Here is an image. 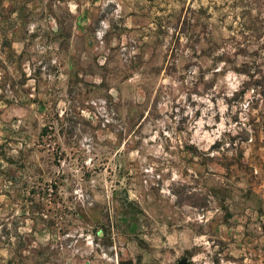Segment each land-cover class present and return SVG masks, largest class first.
Returning <instances> with one entry per match:
<instances>
[{"label": "rangeland", "instance_id": "1", "mask_svg": "<svg viewBox=\"0 0 264 264\" xmlns=\"http://www.w3.org/2000/svg\"><path fill=\"white\" fill-rule=\"evenodd\" d=\"M25 143L64 216L0 172V264H264V0H0V170Z\"/></svg>", "mask_w": 264, "mask_h": 264}, {"label": "trees", "instance_id": "2", "mask_svg": "<svg viewBox=\"0 0 264 264\" xmlns=\"http://www.w3.org/2000/svg\"><path fill=\"white\" fill-rule=\"evenodd\" d=\"M53 133L54 128L51 124L43 127L40 136L45 147L48 145L45 141L51 138ZM22 145L17 156L7 158V166L0 172L6 180L15 179L14 185L23 191L25 204L33 222L38 224L41 221L52 226L57 223L59 217L64 216L63 208L57 206L60 202L57 197L63 180L54 172L42 169L27 153L28 144Z\"/></svg>", "mask_w": 264, "mask_h": 264}]
</instances>
